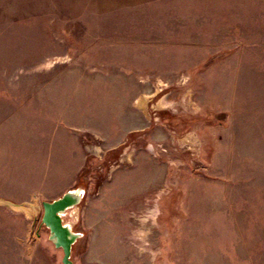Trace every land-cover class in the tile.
Instances as JSON below:
<instances>
[{
  "label": "rangeland",
  "instance_id": "rangeland-1",
  "mask_svg": "<svg viewBox=\"0 0 264 264\" xmlns=\"http://www.w3.org/2000/svg\"><path fill=\"white\" fill-rule=\"evenodd\" d=\"M264 264V0H0V264Z\"/></svg>",
  "mask_w": 264,
  "mask_h": 264
},
{
  "label": "water",
  "instance_id": "water-1",
  "mask_svg": "<svg viewBox=\"0 0 264 264\" xmlns=\"http://www.w3.org/2000/svg\"><path fill=\"white\" fill-rule=\"evenodd\" d=\"M84 195V189L79 188L64 193L56 200L43 202L42 223L49 229L50 240L57 248L63 250V264H73L71 261L73 246L83 236L82 233L73 231V226L67 218L82 202ZM0 205L23 211L19 209L21 205L2 198H0Z\"/></svg>",
  "mask_w": 264,
  "mask_h": 264
},
{
  "label": "bare ground",
  "instance_id": "bare-ground-1",
  "mask_svg": "<svg viewBox=\"0 0 264 264\" xmlns=\"http://www.w3.org/2000/svg\"><path fill=\"white\" fill-rule=\"evenodd\" d=\"M19 209H20V210H23V207L20 206Z\"/></svg>",
  "mask_w": 264,
  "mask_h": 264
}]
</instances>
